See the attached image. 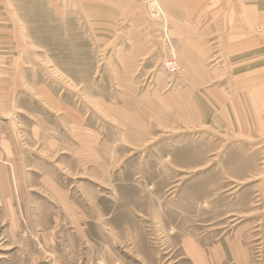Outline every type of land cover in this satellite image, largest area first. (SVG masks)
<instances>
[{
    "label": "rangeland",
    "instance_id": "obj_1",
    "mask_svg": "<svg viewBox=\"0 0 264 264\" xmlns=\"http://www.w3.org/2000/svg\"><path fill=\"white\" fill-rule=\"evenodd\" d=\"M0 264H264V0H0Z\"/></svg>",
    "mask_w": 264,
    "mask_h": 264
},
{
    "label": "crops",
    "instance_id": "obj_2",
    "mask_svg": "<svg viewBox=\"0 0 264 264\" xmlns=\"http://www.w3.org/2000/svg\"><path fill=\"white\" fill-rule=\"evenodd\" d=\"M241 231H245L244 229H242Z\"/></svg>",
    "mask_w": 264,
    "mask_h": 264
}]
</instances>
